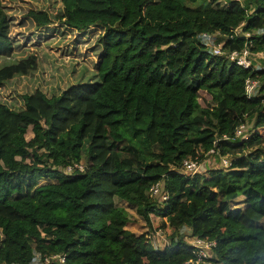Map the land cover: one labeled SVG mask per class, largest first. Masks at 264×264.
Wrapping results in <instances>:
<instances>
[{
	"label": "trees",
	"instance_id": "obj_1",
	"mask_svg": "<svg viewBox=\"0 0 264 264\" xmlns=\"http://www.w3.org/2000/svg\"><path fill=\"white\" fill-rule=\"evenodd\" d=\"M26 8L19 25L39 51L73 33L75 55L55 69L37 52L15 59L0 0V104L22 132L0 151V264L51 254L63 264H195L186 236L215 242L210 264H264V0ZM244 49L249 67L226 58ZM248 78L258 82L252 94ZM241 125L245 139L235 137ZM210 150L230 164L182 172ZM81 161L82 171H63ZM160 181L162 205L149 194ZM130 213L146 226L132 228ZM151 216L173 229L163 248L146 237Z\"/></svg>",
	"mask_w": 264,
	"mask_h": 264
},
{
	"label": "rangeland",
	"instance_id": "obj_2",
	"mask_svg": "<svg viewBox=\"0 0 264 264\" xmlns=\"http://www.w3.org/2000/svg\"><path fill=\"white\" fill-rule=\"evenodd\" d=\"M32 0H2L3 4L8 8L7 10H10V16L12 19V29H11V35L12 37L16 38L19 42L18 46H16V52L14 53V58L19 59L21 57H25L30 53L37 52L42 57V59L45 61L46 65H51L53 69L55 67L53 64H55V60H58V58H69L75 55L74 45L73 42H71V39L73 38V33L65 35L63 38H59L55 42H50L49 45H45L43 50H40L37 48V45L39 41L37 40L36 36L31 32L33 29L29 30L27 26H21L19 25V21L27 20L25 17L26 12V6L27 3ZM45 0H43L44 2ZM22 19V20H21ZM43 39V37L41 36ZM212 42V41H211ZM46 51V52H45ZM62 56V57H61ZM258 57V56H256ZM96 59V57H93ZM13 60V57L11 59H6L5 61ZM3 61V60H2ZM256 61L257 65H260L261 61ZM0 63H2L0 61ZM221 66V62L217 64V67ZM40 74V73H39ZM39 77V76H38ZM57 81V79L55 78ZM7 88L5 89L6 95H7ZM20 143L22 142V132L21 130L14 124L13 119L11 115L7 112V108L0 104V151L4 149V147L8 143ZM221 159H225L229 165V160L227 158L222 157ZM84 161H81L80 163H83ZM221 163L220 159H217L216 156L213 154H208L207 158L205 159V162L200 166L199 171L197 173H202L204 170L202 169L203 165H205L206 170L214 167H226ZM131 217L133 218V223L130 224L132 228H138V227H145V221L138 217L135 213H130ZM160 221H165V218L158 217V216H151V223L152 226L150 228H147L146 231H148V235L152 234V244L163 248L165 244L169 242V238L173 232V229L169 226H166L165 229L160 228ZM161 230H159V229ZM154 230H158L159 234L155 235ZM180 235H185V231H180ZM185 240L192 244V238H189V236L185 237ZM250 251L254 249V245L250 246ZM197 254V259L195 264H210L208 261L201 259H198V252L195 250ZM207 258L210 257V253L206 252Z\"/></svg>",
	"mask_w": 264,
	"mask_h": 264
},
{
	"label": "built area",
	"instance_id": "obj_3",
	"mask_svg": "<svg viewBox=\"0 0 264 264\" xmlns=\"http://www.w3.org/2000/svg\"><path fill=\"white\" fill-rule=\"evenodd\" d=\"M235 32H238V30L235 29ZM218 48H219V46H214V50L216 53L218 52ZM250 56H251V54L248 51V49H244L241 53L236 52V51L229 53L226 56V58L229 61L235 62L237 65H240L242 67L247 68L251 65ZM257 86H258V82L256 80L248 78L245 82V89H246V92L248 94H252L255 91ZM248 135L249 134L247 133V131L245 130V127L243 125H241L236 130V133H235L236 138H242V139L247 138ZM209 154L215 155V152L213 150H210ZM219 159H220L221 163L222 162L225 163V164H223L224 166H226L228 164V162L225 159H221V158H219ZM203 163L197 162L196 160H191V159L185 160V161H183L181 170L183 173H185L187 175H192L194 173L200 172L199 168ZM205 167H206L205 165H203V167H202V169L204 171L206 170ZM75 170L82 171L83 170L82 163H77V164H74L72 166H67V167L63 168V171L66 173H72ZM149 194L154 200H157V202L160 203V205H162L163 202L167 199V194L163 188V182H161V181L153 184L150 187ZM159 230H161V229H159ZM154 234L155 235L159 234V231L154 230ZM146 237L148 240L152 241V234H149V235L147 234ZM190 238H192V242H193L191 245L198 252V259L199 260L206 259L207 258L206 252H209L211 254V249H212V247L215 246V242L208 240L206 238H200V237H190ZM64 261H65V258L61 254H51V255L45 256L43 259L44 264H49L50 262H58V263L63 264Z\"/></svg>",
	"mask_w": 264,
	"mask_h": 264
}]
</instances>
